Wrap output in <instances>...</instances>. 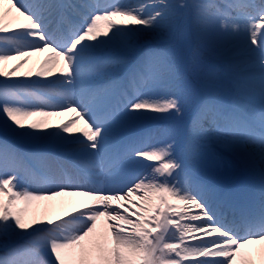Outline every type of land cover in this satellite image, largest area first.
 Returning a JSON list of instances; mask_svg holds the SVG:
<instances>
[{"label": "snow or ice", "instance_id": "snow-or-ice-1", "mask_svg": "<svg viewBox=\"0 0 264 264\" xmlns=\"http://www.w3.org/2000/svg\"><path fill=\"white\" fill-rule=\"evenodd\" d=\"M0 264H264V0H0Z\"/></svg>", "mask_w": 264, "mask_h": 264}, {"label": "rangeland", "instance_id": "rangeland-1", "mask_svg": "<svg viewBox=\"0 0 264 264\" xmlns=\"http://www.w3.org/2000/svg\"><path fill=\"white\" fill-rule=\"evenodd\" d=\"M123 2H128V3H131V0H122V3ZM133 3H135V2H133ZM64 117V116H63ZM63 117H59L57 120H60V119H62ZM82 126H80V128H81Z\"/></svg>", "mask_w": 264, "mask_h": 264}, {"label": "bare ground", "instance_id": "bare-ground-1", "mask_svg": "<svg viewBox=\"0 0 264 264\" xmlns=\"http://www.w3.org/2000/svg\"><path fill=\"white\" fill-rule=\"evenodd\" d=\"M133 2H136V0H131V3H133ZM30 64H31V62H30ZM73 114H69L68 116H65V117H70L71 118V116H72ZM59 118V117H58ZM57 118V119H58ZM62 120V119H61ZM78 127H80V126H78ZM82 128V127H81ZM75 131V130H74Z\"/></svg>", "mask_w": 264, "mask_h": 264}]
</instances>
